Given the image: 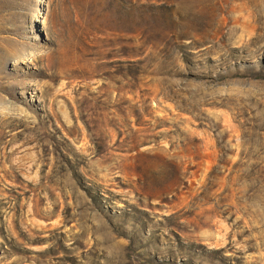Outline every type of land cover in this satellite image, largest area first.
Here are the masks:
<instances>
[{
    "label": "rangeland",
    "instance_id": "1",
    "mask_svg": "<svg viewBox=\"0 0 264 264\" xmlns=\"http://www.w3.org/2000/svg\"><path fill=\"white\" fill-rule=\"evenodd\" d=\"M0 264H264V0H0Z\"/></svg>",
    "mask_w": 264,
    "mask_h": 264
}]
</instances>
